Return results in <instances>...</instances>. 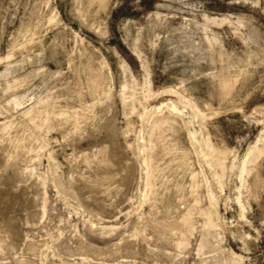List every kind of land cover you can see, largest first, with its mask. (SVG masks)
<instances>
[{"label": "rangeland", "instance_id": "374dc122", "mask_svg": "<svg viewBox=\"0 0 264 264\" xmlns=\"http://www.w3.org/2000/svg\"><path fill=\"white\" fill-rule=\"evenodd\" d=\"M0 264H264V0H0Z\"/></svg>", "mask_w": 264, "mask_h": 264}]
</instances>
